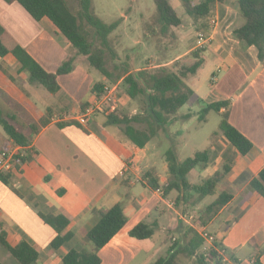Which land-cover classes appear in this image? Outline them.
I'll return each mask as SVG.
<instances>
[{
	"label": "crops",
	"instance_id": "crops-1",
	"mask_svg": "<svg viewBox=\"0 0 264 264\" xmlns=\"http://www.w3.org/2000/svg\"><path fill=\"white\" fill-rule=\"evenodd\" d=\"M223 1L225 4L218 6L216 2L214 6L211 18H216L217 24L207 30L209 43L202 54L204 62L212 64L211 84L201 97L193 91L207 103L228 100V122L253 147L244 156H234L231 171L218 184L220 188V184L229 181L239 191L230 192L232 199L205 226H192L198 232L212 235L231 263L249 264L256 260L264 264V199L248 188L249 180L264 167V59L258 58L254 46H244L234 37L233 30L244 23V18L231 0ZM0 26L2 37L14 43L12 46L24 48L47 72H55L72 52L69 43L48 20L35 21L16 1L0 0ZM5 71L13 78L19 71V64L11 54L0 57V100L5 108L16 106L15 113L5 115L25 126L40 123L50 110L48 123L31 138L32 156L10 172L9 185L0 182V223L11 243L25 237L40 253L38 264H60L70 248L90 247L86 231L97 222L99 211L117 203L123 205L126 223L98 251L101 264H149L158 258L163 238L158 242L154 240L155 233L150 239H135L128 234L144 220L149 223L156 220V231L162 233L173 224L171 229H178L181 240L186 239L184 227L179 223L181 220L188 224L182 217L185 215L181 216L173 207L169 195L163 198L161 190L151 189L144 179L150 173L163 184L168 177L167 165L162 172L154 168L148 157V143L143 148L135 147L120 138L116 127L110 130L103 122L99 123L101 132L89 125L84 126L87 132L75 125L60 127V122L74 119L82 112V103L95 102L91 88L95 82L104 80L101 75L96 76V70L77 58L71 72L57 77L60 89L53 94L55 103L48 105L36 121H26L34 116L32 93L25 95L29 92L15 89ZM196 86L195 82L193 87ZM53 115L65 118L51 122ZM216 135H220L218 140L224 144L217 142L210 151L215 161L224 150H233L221 134ZM13 147L8 143V148ZM210 164L201 167L205 171L211 167L206 177L219 169ZM193 170L190 175L196 172ZM222 190L225 189L219 192ZM168 209H172L169 215L172 219L166 222L164 215ZM38 213H62L69 219L65 233H72V237L56 251L49 248L55 233ZM208 246L205 241L203 250ZM244 247L250 250L240 255ZM5 250L0 244V263L19 264Z\"/></svg>",
	"mask_w": 264,
	"mask_h": 264
},
{
	"label": "trees",
	"instance_id": "trees-1",
	"mask_svg": "<svg viewBox=\"0 0 264 264\" xmlns=\"http://www.w3.org/2000/svg\"><path fill=\"white\" fill-rule=\"evenodd\" d=\"M4 1L7 3L18 2L37 22L42 19L48 20L69 43L70 51H72L68 53L66 59L62 61L55 72H47L21 46L17 44L11 47L6 46L1 37L3 29L0 26V57L11 54L19 64V71L26 72L29 82L43 87L51 94H55L60 89L57 77L71 72L76 65V59L82 56L85 57L87 66L98 71L104 79L95 82L91 88V92L96 98L103 93L105 85L112 86L120 79L127 85L124 93L129 98L136 99L137 96H142L143 108L141 112L132 115L118 114L116 110L106 112L109 106H106L104 111H95V113L102 112L104 126L116 127L120 138L131 145L143 148L162 127L172 121L177 111L187 103L200 105L197 113L200 121L204 120V115L210 110L221 116L217 133L221 134L233 149L230 151L233 156L226 158L220 169L203 178L200 183L193 184L189 181L188 176L195 167H206L213 161L210 150L195 151L192 156L179 161L174 149L169 148L164 154L168 175L166 181L159 184L150 173H146V177L144 176L151 189L161 190L163 198H167L172 191L177 192L174 206L179 208V206L184 205L180 209L182 215L188 213L189 207H196L205 198L214 196L218 184L231 171L234 156H244L252 149V143L228 122L227 107L230 103L228 100L207 103L196 96L193 89L186 84V80L195 75L202 66L204 62L202 54L205 48L191 51L190 54L194 61L188 65L180 64L178 60H174L172 67L168 66L170 64H160L153 68L143 67L133 72L125 67L120 73L114 74L107 67L109 59L113 61L117 58V54L110 43L109 35L118 27L122 17L114 22L105 23L93 12L91 0H76L78 5L76 14L71 11L66 0ZM178 1L188 17L199 20L196 27L197 31L206 33L210 28L209 20L217 0ZM153 2L158 14L156 21L162 34L182 23V19L171 4V0H153ZM231 5L244 18V23L233 30L234 37L244 46H254L257 49L258 58L263 60L264 0H231ZM120 95L117 91L116 98L119 99ZM89 106L90 104L82 103V112ZM49 115L50 110L46 112V117L40 123L32 122L24 126L0 110V127L7 137L0 150H9L8 143L20 148L12 161L13 170L18 169L19 164L25 163L32 156V152L29 150L31 138L37 134L42 126L48 123L47 117ZM189 116L190 112H187L182 118ZM59 125L60 127L75 125L87 132V129L75 119L60 122ZM10 172L0 171V182L9 185ZM248 188L264 199V167L249 180ZM191 198L194 199L190 201ZM231 199L232 194L230 192L220 191L215 199L204 205L199 216L195 219V223L199 226H205ZM38 216L55 233V237L49 244L51 250L56 251L71 239L72 233H65L69 219L64 214L38 213ZM125 223L126 216L123 212L122 203L99 211L97 222L85 233V239L90 244V248L85 246L70 248L61 258L60 264H101L98 251L120 231ZM179 223L184 227L186 239L176 238L169 245L164 255L159 256L149 264H175L180 255L192 259L194 264H223L217 251L221 247L217 240L207 250H203L205 241L200 233L193 226L185 224L181 220ZM157 226L156 220L151 223L144 220L136 224L128 234L135 239H150L153 237ZM0 244L19 264H38L40 253L25 237L16 243H11L1 223ZM252 264L259 263L254 260Z\"/></svg>",
	"mask_w": 264,
	"mask_h": 264
},
{
	"label": "rangeland",
	"instance_id": "rangeland-1",
	"mask_svg": "<svg viewBox=\"0 0 264 264\" xmlns=\"http://www.w3.org/2000/svg\"><path fill=\"white\" fill-rule=\"evenodd\" d=\"M66 1L71 11L76 14L78 9L77 1ZM91 1L93 12L105 23L114 22L122 17L118 27L109 35L110 43L117 54V58L113 61L109 59L107 67L114 74L120 73L125 67L133 72L143 67L153 68L160 64H170L168 66L172 67L174 60H178L180 64L184 65H188L194 61L190 52L194 50L195 37L197 33L200 32L197 31L196 28L199 24V20L188 17L180 6L178 0H171V4L182 19V23L178 27H172L165 34L160 32V26L156 21L158 14L153 0ZM218 3V6H221L225 4V1L221 0ZM2 39L8 47H11L12 44H14L5 38V36L2 37ZM78 59L87 65L85 57L79 56ZM17 72L15 78L8 75L7 71H5V74L10 77L11 81H13L12 85L16 87L15 89L29 92L24 93L25 95L32 93L31 101L33 104L34 116L26 119V121H36L39 116L44 113L45 108L48 105L55 103V99L53 94L46 91L43 87L39 86L38 89H36L37 84L28 81L26 72ZM212 72V64L209 61H206L197 70L195 75L190 76L186 80V84L195 90L201 97V95H204L210 87ZM95 74L97 77H100L98 72L95 71ZM195 82L197 83V86L193 87ZM112 86L115 87V95L117 91L121 94V99H118L117 97V106L115 107V102L110 110L115 108L114 110H116L118 114L127 113L128 115L141 112L143 108L142 96L139 95L136 99L129 98L128 95L124 93L127 85L121 79ZM35 89L38 90L37 95L33 94ZM15 107L16 106L13 105L11 108H5L3 101L0 100V109L3 113H15ZM199 109L200 105L196 103H187L183 105L177 111V114L173 117L172 121L168 125L162 127L148 142V157L152 160L154 168L158 172H162V168L166 166L164 154L169 148H173L178 160L183 161L185 158L192 156L195 151L204 149H209L211 151L215 148V143L218 142L221 146L224 144L223 142L221 143V140H218L220 139V135H216L219 131L221 116L215 111L210 110L204 115V120L200 121L198 118L199 115L197 114ZM18 112L20 111L18 110ZM18 112L17 114H19ZM187 112H190V116L188 118H182ZM87 120V123L83 126L89 125L91 129L101 132L99 123L104 122L102 112L89 116ZM94 120H97V122H94ZM107 128L111 130L114 126L109 125ZM6 138L7 137L0 127V145ZM231 155L232 153H230V150H224L223 154L221 156L219 155L220 158L217 161L213 160V163L210 165L213 167L217 166L220 169L222 162H225L228 157L231 158ZM210 169L211 167L205 171V169H202L200 166L195 167L193 172H196L191 175L189 174V181L193 184L200 183L204 177L209 175L210 172L208 170ZM219 186L220 188L217 186L216 194L214 196L205 198L204 201L196 207H189V211L185 216H182L180 210L184 205L177 208V211L183 219L188 221V225L198 226L195 223V219L199 216V212L203 209L204 205L210 203L217 197L221 188L232 193L239 191L233 186H230L229 181L223 182ZM176 196L177 192L172 191L169 194L168 199L173 202L175 201ZM193 199L194 198H191L190 201ZM171 214L172 209H168V212L164 215L166 222H168L169 219H172L169 217ZM171 226L166 227L164 233L160 230L155 232L154 240L159 242L162 238L164 239L160 247V255H157L156 257L164 255L174 239L179 238L181 240L182 238V235H178V229L173 230L171 229ZM249 250L250 248L244 247L241 250L240 255H245ZM5 252L6 254H9L6 250ZM11 258L13 257L11 256ZM175 264H193V262L184 255H180L177 257Z\"/></svg>",
	"mask_w": 264,
	"mask_h": 264
},
{
	"label": "built area",
	"instance_id": "built-area-1",
	"mask_svg": "<svg viewBox=\"0 0 264 264\" xmlns=\"http://www.w3.org/2000/svg\"><path fill=\"white\" fill-rule=\"evenodd\" d=\"M221 0H217L219 2ZM210 26H215L217 24V19L216 18H210L209 20ZM209 43V36L200 31L197 33L195 37V43H194V49H204L206 45ZM104 91L103 93L95 99V102H93L88 108L85 109L83 112H79L76 117L74 118L79 124L85 125L87 123V119L89 116L93 115L95 111H104L106 106H109L106 110V112H109L111 109L112 105L116 102L117 98L115 95V87L105 85L104 86ZM114 109V108H112ZM112 111V110H110ZM65 116H60V115H53L50 120L51 122H59L63 121ZM20 150L19 147L14 146L13 148H10L9 150H3L0 151V171H12L13 170V158L17 154V152ZM200 235L204 238V240L211 246L213 242L215 241L214 237L210 234H208L205 231L199 232ZM208 247H205L204 250H207ZM220 257H221V262L223 264H237V263H231L229 258L225 255L224 249L219 247L217 249ZM254 261L251 260L249 261V264H252Z\"/></svg>",
	"mask_w": 264,
	"mask_h": 264
}]
</instances>
